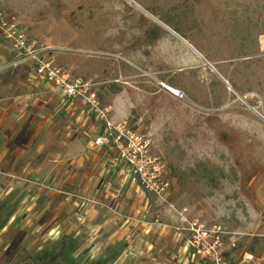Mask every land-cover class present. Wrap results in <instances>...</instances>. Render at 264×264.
<instances>
[{
    "label": "rangeland",
    "instance_id": "rangeland-1",
    "mask_svg": "<svg viewBox=\"0 0 264 264\" xmlns=\"http://www.w3.org/2000/svg\"><path fill=\"white\" fill-rule=\"evenodd\" d=\"M8 46L20 77L57 90L50 64L147 144L151 181L119 156L138 215L221 229L233 264H264V0H0Z\"/></svg>",
    "mask_w": 264,
    "mask_h": 264
},
{
    "label": "crops",
    "instance_id": "crops-1",
    "mask_svg": "<svg viewBox=\"0 0 264 264\" xmlns=\"http://www.w3.org/2000/svg\"><path fill=\"white\" fill-rule=\"evenodd\" d=\"M4 48L0 264H206L185 235L138 215L133 175L112 142L97 145L106 129L92 107L20 77Z\"/></svg>",
    "mask_w": 264,
    "mask_h": 264
},
{
    "label": "built area",
    "instance_id": "built-area-1",
    "mask_svg": "<svg viewBox=\"0 0 264 264\" xmlns=\"http://www.w3.org/2000/svg\"><path fill=\"white\" fill-rule=\"evenodd\" d=\"M39 72L46 75L49 81L55 83L58 90L69 97L82 96L85 98L86 102L105 124L106 135L96 141L97 145L112 142L119 153L120 159L126 163L129 169L137 173L144 182L151 181L156 176L152 175V167H150L151 165L147 159V144L143 143L140 136L127 130L123 124H117L110 120L108 118L109 109L100 108L96 94L88 93V85L80 86L79 81L71 84L68 74L57 68H52L50 64H42ZM188 231L191 233L188 246L197 259L206 264H233L232 259L226 257L221 229L211 233L194 222L190 224Z\"/></svg>",
    "mask_w": 264,
    "mask_h": 264
},
{
    "label": "bare ground",
    "instance_id": "bare-ground-1",
    "mask_svg": "<svg viewBox=\"0 0 264 264\" xmlns=\"http://www.w3.org/2000/svg\"><path fill=\"white\" fill-rule=\"evenodd\" d=\"M229 89L233 92V89H232V87H231L230 85H229ZM251 110H252L255 114H258V113H257V110H255V109H253V108H252Z\"/></svg>",
    "mask_w": 264,
    "mask_h": 264
},
{
    "label": "water",
    "instance_id": "water-1",
    "mask_svg": "<svg viewBox=\"0 0 264 264\" xmlns=\"http://www.w3.org/2000/svg\"><path fill=\"white\" fill-rule=\"evenodd\" d=\"M210 65V64H209ZM227 83V82H226ZM228 84V83H227Z\"/></svg>",
    "mask_w": 264,
    "mask_h": 264
}]
</instances>
